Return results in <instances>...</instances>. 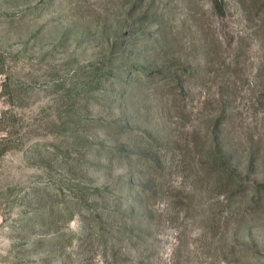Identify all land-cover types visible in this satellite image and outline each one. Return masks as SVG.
<instances>
[{
	"label": "rangeland",
	"instance_id": "1",
	"mask_svg": "<svg viewBox=\"0 0 264 264\" xmlns=\"http://www.w3.org/2000/svg\"><path fill=\"white\" fill-rule=\"evenodd\" d=\"M0 264H264V0H0Z\"/></svg>",
	"mask_w": 264,
	"mask_h": 264
}]
</instances>
